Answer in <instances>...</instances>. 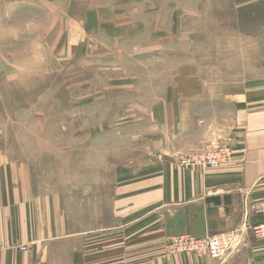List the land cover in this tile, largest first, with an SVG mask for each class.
I'll use <instances>...</instances> for the list:
<instances>
[{"label":"rangeland","instance_id":"1","mask_svg":"<svg viewBox=\"0 0 264 264\" xmlns=\"http://www.w3.org/2000/svg\"><path fill=\"white\" fill-rule=\"evenodd\" d=\"M251 91L264 0H0V162H28L71 216L159 162L231 163Z\"/></svg>","mask_w":264,"mask_h":264},{"label":"crops","instance_id":"2","mask_svg":"<svg viewBox=\"0 0 264 264\" xmlns=\"http://www.w3.org/2000/svg\"><path fill=\"white\" fill-rule=\"evenodd\" d=\"M252 92L236 101L222 135L231 163L202 170L159 162L150 174L121 175L116 188L111 181L106 199L73 216L61 193L34 185L28 162H0V264H264V240L251 231L264 218V100ZM228 231L238 240L219 259L169 245L173 236Z\"/></svg>","mask_w":264,"mask_h":264},{"label":"built area","instance_id":"3","mask_svg":"<svg viewBox=\"0 0 264 264\" xmlns=\"http://www.w3.org/2000/svg\"><path fill=\"white\" fill-rule=\"evenodd\" d=\"M212 160V162H191L192 157H185L179 162L183 167H196L205 165L207 167H217L221 162ZM264 215V203L261 206ZM253 236L258 240H264V218L263 221L251 227ZM238 232L228 231L203 238H193L188 235L173 236L169 239L170 248L179 254L195 253L205 254L212 259H219L227 255L237 242ZM1 249V242H0ZM20 250L24 251L25 247Z\"/></svg>","mask_w":264,"mask_h":264}]
</instances>
